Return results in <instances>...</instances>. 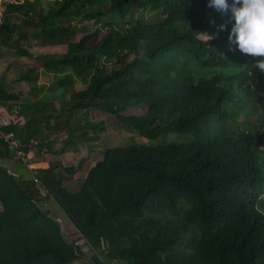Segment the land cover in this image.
Listing matches in <instances>:
<instances>
[{"label": "trees", "instance_id": "1", "mask_svg": "<svg viewBox=\"0 0 264 264\" xmlns=\"http://www.w3.org/2000/svg\"><path fill=\"white\" fill-rule=\"evenodd\" d=\"M227 3L226 12L208 0L3 5L0 45L22 57L32 56L33 43L65 48L35 55L18 79L23 90L56 83L57 96L68 94L57 101L58 116L92 119L57 148L52 102L0 86V107L20 108L10 129L21 149L37 153L34 179L23 182L3 166L14 154L0 139V264H264V73L229 41L235 21ZM139 107L144 112H131ZM108 118L148 141L107 148L69 189L62 176L79 168L51 158L106 139ZM49 198L78 240L42 209Z\"/></svg>", "mask_w": 264, "mask_h": 264}, {"label": "rangeland", "instance_id": "2", "mask_svg": "<svg viewBox=\"0 0 264 264\" xmlns=\"http://www.w3.org/2000/svg\"><path fill=\"white\" fill-rule=\"evenodd\" d=\"M42 5L47 8L48 6L53 5V0H42ZM79 24L80 23L76 20L72 21V25L74 26H78ZM29 47L31 49L34 47V50H31L32 56L22 57L19 55L18 51L0 45V86L3 87L7 93L21 92V98H26L31 102H33V99H39L44 103L52 102L54 109H56V112H52V116L54 117V120H52V139L54 142H56V144L58 143L57 145H54L59 148L64 140L68 139V132H70L75 125L79 123L83 124L89 121V119H92V114L75 112L72 114L64 115L62 117L58 116L59 113L57 112V110L59 106L57 101L66 100L68 94H59L57 96L60 87L56 83L45 84L44 87L39 91L37 89L36 93H30L26 88H24L23 90L21 82H19L18 79L20 77V74L27 67H29L33 63H36L37 59L34 57L35 55L44 54L45 52L48 55L52 54L58 56L65 50L63 46H60L44 49L43 51L41 49H36L38 47V44L35 43L29 45ZM197 69L200 72L202 71L199 68ZM76 85L80 86L82 85V83L77 80ZM36 95H38L37 98H34V96ZM54 96H57V98H54ZM131 112L142 113L144 112V109L142 107H139L131 110ZM106 122L108 124V127L110 128L109 135L106 139L95 141L91 144L77 143L78 152H66L64 154L54 156L53 161L55 162V164H61L67 167H72L75 165L79 168L78 172H76L74 175L62 176L65 180V186L69 189L77 187V185L83 179V176L85 175L88 168L101 158L104 150H106L107 148H111L117 144H120V141H125L126 139H129L132 142L148 141L135 133H128L124 129H121L119 127L120 123L113 118H108ZM77 138L78 136L74 137V139ZM116 139H118L119 141ZM2 164L4 167L10 170V172L18 176L23 182H30L34 179L33 172L19 160H4L2 161ZM40 202L42 209L46 211L48 215L53 218L63 229V233L65 234L66 238L68 240H78V232L75 230L61 208H59L58 205L54 202V200L52 198H49L42 199ZM90 257L91 255H86V258L88 260Z\"/></svg>", "mask_w": 264, "mask_h": 264}, {"label": "clouds", "instance_id": "3", "mask_svg": "<svg viewBox=\"0 0 264 264\" xmlns=\"http://www.w3.org/2000/svg\"><path fill=\"white\" fill-rule=\"evenodd\" d=\"M208 7L219 12L229 10L227 0H208ZM232 18L235 23L229 34L242 54L253 58L254 67L264 73V0H233ZM223 28V26H221ZM205 43L215 39L214 35L197 33Z\"/></svg>", "mask_w": 264, "mask_h": 264}, {"label": "built area", "instance_id": "4", "mask_svg": "<svg viewBox=\"0 0 264 264\" xmlns=\"http://www.w3.org/2000/svg\"><path fill=\"white\" fill-rule=\"evenodd\" d=\"M23 0H0V11L3 9V5L5 3H19ZM19 106L17 104H12L11 108L8 110L5 107H0V139L7 145L9 151L14 154V159L23 162L29 169L32 168L31 161L36 158V150L31 149L28 153H24L21 149V143L16 137V133L11 130V126L14 123V119L16 115L19 113ZM37 141L30 140V145H35ZM46 191L39 189V196L44 198L46 196ZM80 244V248L85 253H90L88 245L83 241H78ZM106 243L104 240L101 241V248H105ZM110 264H116L115 262H111Z\"/></svg>", "mask_w": 264, "mask_h": 264}, {"label": "crops", "instance_id": "5", "mask_svg": "<svg viewBox=\"0 0 264 264\" xmlns=\"http://www.w3.org/2000/svg\"><path fill=\"white\" fill-rule=\"evenodd\" d=\"M90 146H91V145H90ZM53 158H54V157L51 158L52 161H53ZM36 166H39V167L44 168V167L48 166V162H38V163L36 164ZM62 230H63V229H62ZM63 232H64V231H63Z\"/></svg>", "mask_w": 264, "mask_h": 264}]
</instances>
